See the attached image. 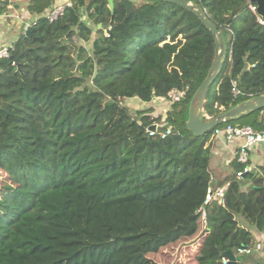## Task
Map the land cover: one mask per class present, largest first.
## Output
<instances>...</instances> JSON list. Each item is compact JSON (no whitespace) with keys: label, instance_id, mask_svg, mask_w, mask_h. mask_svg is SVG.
Segmentation results:
<instances>
[{"label":"trees","instance_id":"16d2710c","mask_svg":"<svg viewBox=\"0 0 264 264\" xmlns=\"http://www.w3.org/2000/svg\"><path fill=\"white\" fill-rule=\"evenodd\" d=\"M186 1L225 43L203 120L264 95V25L254 4ZM55 2L26 1L36 19L0 58V264H168L189 242H197L194 264H223L227 251L236 260L226 264H244L240 256L250 255L237 249L264 236L262 179L237 177L244 165L235 154L214 182L213 131L195 136L185 126L214 61L210 31L162 0H113L112 11L108 0H68L49 21ZM231 80L243 96L231 97ZM185 88L157 116L122 104ZM151 125L170 134L153 138ZM226 125L263 130L264 108L216 128ZM208 189L222 191L223 203H205Z\"/></svg>","mask_w":264,"mask_h":264},{"label":"water","instance_id":"95a60500","mask_svg":"<svg viewBox=\"0 0 264 264\" xmlns=\"http://www.w3.org/2000/svg\"><path fill=\"white\" fill-rule=\"evenodd\" d=\"M164 2L174 3L188 11L193 12L201 21L202 25L210 31L215 39V57L213 64L201 85L193 94L189 105H188V118L186 121V128L195 136H202L206 133L213 131L219 125L223 123H228L233 119L240 117L241 115L257 111L264 108V95L256 96L246 101H243L231 109L217 115L216 117L204 121L203 120V103L205 99L206 92L208 91L211 83L217 77L218 72L222 69L223 59L225 55V43L223 35L218 29L212 24L204 15V13L194 4L189 3L186 0H162ZM251 4L255 6V14L261 18L264 22V0H249ZM109 8L113 9V0H108ZM98 28H106V25H98ZM29 31H26V35ZM155 125L148 127L149 131H153ZM264 189V187H262ZM231 263L235 262V256L229 251L223 254Z\"/></svg>","mask_w":264,"mask_h":264},{"label":"built area","instance_id":"2783aa9c","mask_svg":"<svg viewBox=\"0 0 264 264\" xmlns=\"http://www.w3.org/2000/svg\"><path fill=\"white\" fill-rule=\"evenodd\" d=\"M2 4L0 3V8ZM64 6H57L47 12V19L49 21H53L58 15H60L63 11ZM251 10L255 13V6L251 7ZM258 17V16H257ZM258 23L264 25V22L258 17ZM27 30V29H26ZM10 48V47H9ZM9 48H2L0 49V58H6L8 56V49ZM231 87H230V94L233 99H236L239 96H243L244 94L238 88L237 83L235 80H231ZM188 94V88L185 89H172L168 92L166 99H163L165 103L169 105L179 102L184 99ZM148 131L149 136L153 138H160L163 139L167 135L170 134V130H166L163 133H158L155 129L153 131ZM213 139H222L226 145L232 143L235 139H241L242 144L238 146L236 152V160L240 164L244 165L242 171L237 172V177H243L246 174H255L256 178L262 179V186L264 187V174L261 170L256 169L254 165L247 164L249 160L250 152L257 146V145H264V129L263 130H254L250 126H240V125H226L222 128H215L212 134ZM217 200L219 204L223 203V192L222 191H213L212 189H208L206 192V200L205 203L210 201ZM204 213L202 211V219L204 220ZM205 225V220L203 221ZM262 249V244L260 242H256L254 245H249L243 248L237 249L236 253L238 255H251L255 252H258ZM227 259H223V264L227 263Z\"/></svg>","mask_w":264,"mask_h":264},{"label":"crops","instance_id":"0c3cea01","mask_svg":"<svg viewBox=\"0 0 264 264\" xmlns=\"http://www.w3.org/2000/svg\"><path fill=\"white\" fill-rule=\"evenodd\" d=\"M12 1V2H11ZM27 0H10L7 6L0 11V49L2 48H9L16 41L23 33H25L26 29L29 25L36 19V16L30 15L25 11V4ZM68 5V0H56L55 5L51 8H55L57 6H64ZM50 9V10H51ZM134 103L136 106L142 105L138 99H134ZM162 99H153L150 103L146 104L143 103V108L150 107L153 110L152 115L157 116L159 114L165 113L167 109H164L161 102ZM146 105V107H145ZM242 144L241 139H235L232 141L231 144L226 145L222 139H215L212 150H211V162L210 168L213 169L219 168L220 166L229 165L230 161L234 158L238 146ZM258 147L262 149L264 145H257L251 152L254 154L255 158L252 159L253 164H259L258 159L262 153H257L256 150ZM249 154V155H250ZM251 159V158H250ZM213 163V164H212ZM229 168V166H228ZM223 173V172H222ZM221 173V174H222ZM229 172H226L219 176H212L214 182L220 181ZM255 238L257 242L262 244L264 248V236L255 234ZM263 242V243H262ZM257 258H264V249L258 255H253L252 261H255Z\"/></svg>","mask_w":264,"mask_h":264},{"label":"rangeland","instance_id":"374dc122","mask_svg":"<svg viewBox=\"0 0 264 264\" xmlns=\"http://www.w3.org/2000/svg\"><path fill=\"white\" fill-rule=\"evenodd\" d=\"M134 1L138 2L139 0H134ZM91 7L95 13V10H94L96 8L95 5L91 6ZM84 45L89 50V47H90L89 44L85 43ZM134 101H135L134 99H124L122 101V104L124 106L128 107L133 113L138 111V110L146 109V108L142 107L143 103H141L142 105H140V106L139 105L136 106V104H133ZM161 102H163L162 104H164L163 105L164 109H167V110L170 109V105L168 103H165V101L163 99L161 100ZM145 107H146V105H145ZM256 150L258 151L257 153H260V152L262 153L260 160L258 159L259 164H255V163L253 164L252 159L255 158L253 153H251L249 155V161L251 162L252 165L255 166L256 169H259L258 166L264 165V147H262V149H260V147H258ZM228 166L229 165L225 166V164H224V165L220 166L218 169L217 168L213 169L211 167L210 171L212 173V176H219V175H222L226 172L230 173L231 170H230V168H228ZM0 179H3V177L0 176ZM243 182L246 183V186H247L251 183V180L250 179H244ZM196 247H197V242L182 243L180 245V247L178 248L177 254L175 255V257L172 258V260L169 261L168 264H194L193 253H194ZM252 258H253V255L240 256V259L243 261L244 264H252V262H253Z\"/></svg>","mask_w":264,"mask_h":264}]
</instances>
